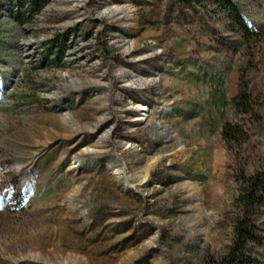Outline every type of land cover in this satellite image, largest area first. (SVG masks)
I'll return each instance as SVG.
<instances>
[{
	"label": "rangeland",
	"instance_id": "obj_1",
	"mask_svg": "<svg viewBox=\"0 0 264 264\" xmlns=\"http://www.w3.org/2000/svg\"><path fill=\"white\" fill-rule=\"evenodd\" d=\"M230 1L255 40L219 0H0V264L227 253L244 181H264V0ZM249 218L264 264V190Z\"/></svg>",
	"mask_w": 264,
	"mask_h": 264
},
{
	"label": "trees",
	"instance_id": "obj_2",
	"mask_svg": "<svg viewBox=\"0 0 264 264\" xmlns=\"http://www.w3.org/2000/svg\"><path fill=\"white\" fill-rule=\"evenodd\" d=\"M13 1L21 2L28 12L39 11L48 2V0ZM218 5L227 19L228 26L231 30L237 32L245 42L249 43L257 38L256 36L259 34L247 23L239 5L232 3L230 0H219ZM25 14L26 13H23V16ZM257 40H259V38ZM51 47H53V44L50 48ZM59 54H61V51L54 53V61L61 58ZM233 101L239 112L246 114L252 113L247 89H243L240 86ZM222 136L227 141L234 138H238V141H245L248 139L247 132L243 131L238 124L232 125L231 123L225 124L222 129ZM263 184L264 181L260 176H251L244 181L239 195V201L244 205V216L239 218L234 224L232 245L225 255L219 258H207L202 264H252L247 249L251 243H256L258 241V237L251 224L249 214L250 209L262 200V192L264 190Z\"/></svg>",
	"mask_w": 264,
	"mask_h": 264
}]
</instances>
